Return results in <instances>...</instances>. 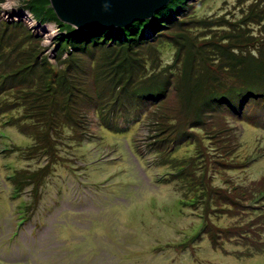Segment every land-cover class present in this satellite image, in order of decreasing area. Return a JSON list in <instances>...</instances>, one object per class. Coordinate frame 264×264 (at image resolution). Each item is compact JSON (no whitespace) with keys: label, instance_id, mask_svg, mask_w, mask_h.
I'll use <instances>...</instances> for the list:
<instances>
[{"label":"rangeland","instance_id":"374dc122","mask_svg":"<svg viewBox=\"0 0 264 264\" xmlns=\"http://www.w3.org/2000/svg\"><path fill=\"white\" fill-rule=\"evenodd\" d=\"M9 2L11 10L4 8ZM183 3L187 9L165 19L171 28H145L149 44L115 47L113 53L102 44L92 48L90 37L78 38L83 43L77 49L68 42L76 39L71 33L63 41L65 28L43 18L49 0L1 2L0 18L15 24L8 28L9 46L19 38L23 57L37 53L55 75L24 94L25 84L0 77L6 106L4 113L0 107V226L10 229L20 215L32 216L34 223L41 220L44 236L29 258H0V264H264V98L257 106L251 98L236 105L241 117L228 108L190 127V114L201 102L184 107L186 96H206L211 87L183 75L189 60L204 51H183V23L177 25L185 16L194 19L184 28L191 24L194 34L223 45L227 56L231 49L248 50L242 57L230 54L238 59L225 63L229 69L213 68L221 70L215 82L223 88L215 96H264V0ZM16 8L29 16H18ZM42 28L55 31L50 41ZM111 32L101 40L109 48ZM12 65L0 66V73ZM125 75L133 76L132 83L122 81ZM150 76L168 83L166 92L151 96L166 97L148 109L112 104L117 96H145L135 85L153 86ZM34 79L46 81L45 72ZM246 83L250 89L242 88ZM7 96H42L49 107L62 103L74 119H57L47 129L31 101ZM179 121L175 142V134L158 141L166 134L156 129ZM249 155L254 160H246Z\"/></svg>","mask_w":264,"mask_h":264},{"label":"trees","instance_id":"16d2710c","mask_svg":"<svg viewBox=\"0 0 264 264\" xmlns=\"http://www.w3.org/2000/svg\"><path fill=\"white\" fill-rule=\"evenodd\" d=\"M1 2H3V0H0V7H1ZM37 7L43 8L41 4L40 5L38 4ZM182 8L183 10L188 8L187 6L184 5L183 0H171L168 4L156 10L154 14L148 19L134 21L132 24H129L128 26L125 27L107 28L100 26L88 30L74 29L68 24L62 23L60 20H58L51 7L47 12H43L42 15L44 19L52 18L56 23L60 24L62 27L67 29V30L64 29L65 33L66 34L68 33V35L63 34L64 35L63 41L71 37L70 33L74 36L73 38H76L73 42H71V40L68 39L69 40L68 42H70V44L75 49H77L79 45L83 43L82 41H79L78 38L85 39L90 37L91 38L90 45L92 48H96L97 47L96 45L102 44L105 50L112 49V52L114 53L116 50L115 47L120 48L125 46H132L137 43H139V45L149 44V41L147 40V38H145L148 36L145 35V37H143L145 28L149 26L150 28L156 29V27L154 26H156L157 24H160L162 26L166 25V27L170 26L169 28H171L172 25H169L168 22H165L166 17H168L170 13L181 12ZM187 18L188 16H185L184 21H179V23L177 24L179 25L183 23L180 28V32H181L180 35L183 40L181 43L182 50L186 51L190 47H192V49L190 50V53L192 54L193 52L201 48L204 51V55L201 57L197 56L193 59H190L188 62L190 68L189 67L187 68L186 66L183 70V75L189 80L191 78V75L194 78H197L198 84L196 86H199L201 83L204 84L206 82L207 85L211 87V90L206 93V96H198L197 98H194L193 96H186V99L184 101V107H187L191 101H200L201 104H199V107H201L202 110H205L208 113H219V111L221 110L220 109L221 105L219 104L220 101L221 103L227 104L229 106V111H231L233 115H240V113L236 111L235 107L236 105L239 106L243 105L248 98H251L250 105L257 106L262 100V98H264V96H226L224 98H222L223 96H215V95H219L220 91L223 88H219L215 82V81H221L220 80L221 70L220 69L215 70L213 68L221 67L224 70L229 69V67H231L232 65L225 63H227L230 60L238 59V58L229 57L230 54L235 57H238L237 55L242 57L248 50H244L242 48L239 49L235 48L234 51L236 52H232L233 49H231L230 51H228L229 56L225 55V53L222 51L223 49H225L223 45L220 44L214 45L212 41L207 39L204 35L198 33L194 34L191 24L187 28H184V25L195 21L194 19L186 20ZM199 22L204 23L205 21L200 20ZM14 25L12 26L14 27ZM12 26L11 23H9L8 21H4L0 18V66L5 65L7 62L13 64L10 72L6 74L0 73V77H4V80L7 79L18 80L23 84H25V86H22L23 88L21 92L22 94H24V90L27 88H33L35 86L45 87L46 83L48 82V78L50 76H54L55 72L51 71L47 67L45 58L44 57L38 58L37 53L35 52L33 54L27 53L26 57H23L22 53L18 50V42L20 40L19 38L16 39L14 42L12 41L13 44L9 46V42H11L10 41L11 34L9 33L8 28ZM24 31L26 32L28 38H31L30 31L28 30L26 31L25 28ZM109 31H113V32L117 31L115 34L111 32V37L113 40L112 48H109L107 42L105 43L100 42L103 38L102 36L106 35ZM118 31H124L128 38L126 36L123 37V39L119 38L117 36ZM201 40L203 41L202 44H201ZM212 51H215V53L212 54L211 53ZM115 55L116 57L121 56L119 55L118 52L115 53ZM262 62L264 61L263 60L260 61V63ZM41 66L43 69L39 70ZM38 71L45 72L46 81L34 79V74ZM155 77L156 76L148 77L151 79V83L153 84V86H146L143 82H139L138 85H135L137 91L141 94H144L145 96H135L133 93L130 96H117L112 101V104L120 107L125 106L127 109H129L133 105L135 106L137 103H139V105H142L144 107L147 106L146 109L150 108L149 104L150 102L154 101V99H157V97L160 98L166 97V96H151V95L153 93L160 94L163 91L166 92V88L168 85V83L165 84V82L156 81L154 79ZM225 79H227L226 76ZM34 81L35 83L34 85H32ZM122 81L127 84H130L133 81V76L125 75V77L122 78ZM251 86L252 84L246 83L242 88L250 89ZM12 88L13 86H9L7 89H12ZM193 89L194 88H192L189 92H192ZM226 89L231 90L232 87L229 86L226 87ZM4 91L5 90H0V93L2 92L4 93ZM241 92L242 91H240V93ZM29 94L31 95L33 94V92L31 91ZM7 97L9 98L15 97L18 100H25L26 101L25 105H27L28 101H31L30 102V104H32L31 107H36L38 109L37 110L38 112H40L41 114L43 113L42 117H44L45 119H43L42 122L44 125L48 126L47 129H54L57 119H61V118L74 119V116L71 114V112L66 110V107L62 103H56L53 106L49 107L47 103H44L42 96H36V98L34 96H31L32 100L28 99L30 96H7ZM0 107L4 113L6 106L1 101H0ZM68 107L69 105H67V108ZM58 108H61L62 111L56 112V109ZM200 113H202V111H200ZM196 119H198L199 124L204 122L203 115H199V116L197 115ZM177 124H179V122ZM199 128H203V127H199ZM209 138L211 139L212 136L210 135Z\"/></svg>","mask_w":264,"mask_h":264},{"label":"water","instance_id":"95a60500","mask_svg":"<svg viewBox=\"0 0 264 264\" xmlns=\"http://www.w3.org/2000/svg\"><path fill=\"white\" fill-rule=\"evenodd\" d=\"M171 0H49L58 20L74 29L124 27L150 18Z\"/></svg>","mask_w":264,"mask_h":264},{"label":"bare ground","instance_id":"6f19581e","mask_svg":"<svg viewBox=\"0 0 264 264\" xmlns=\"http://www.w3.org/2000/svg\"><path fill=\"white\" fill-rule=\"evenodd\" d=\"M11 2H9V3H7V5L6 6H4V8L6 7V8H10V9H8V10H11L12 8L11 7H9V4H10ZM20 10V11H19ZM15 11H17L16 13H17V15L18 16H20V17H25L26 18V16L24 15V14H27L28 15V12H26L25 13V11H22L21 9H15ZM9 14H10V12H9ZM29 16V15H28ZM37 26H39V24L38 25H36V26H34L33 27V29H37ZM40 28H41V26H39ZM101 27H103V26H101ZM43 29V32H42V34H43V36H44V38L47 40V41H50V39L53 37V35H54V33H55V31L52 29V28H50V29H47V28H42ZM86 30H88V29H86ZM143 38V37H142ZM99 42V41H98ZM97 42V43H98ZM101 42V41H100ZM103 43H105V42H103ZM97 46V45H96Z\"/></svg>","mask_w":264,"mask_h":264},{"label":"clouds","instance_id":"9594fccd","mask_svg":"<svg viewBox=\"0 0 264 264\" xmlns=\"http://www.w3.org/2000/svg\"><path fill=\"white\" fill-rule=\"evenodd\" d=\"M22 20V19H21ZM29 26V25H28Z\"/></svg>","mask_w":264,"mask_h":264}]
</instances>
